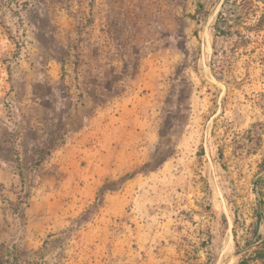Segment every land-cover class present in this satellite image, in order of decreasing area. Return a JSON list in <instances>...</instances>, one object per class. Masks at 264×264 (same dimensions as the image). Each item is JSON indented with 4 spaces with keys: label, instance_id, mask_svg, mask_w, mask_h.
<instances>
[{
    "label": "rangeland",
    "instance_id": "rangeland-1",
    "mask_svg": "<svg viewBox=\"0 0 264 264\" xmlns=\"http://www.w3.org/2000/svg\"><path fill=\"white\" fill-rule=\"evenodd\" d=\"M12 1L21 3L0 0V6ZM43 1L34 20L38 39L46 56L61 60L56 88L69 96L78 91L67 77L72 64L84 65L88 19L68 9L71 18L64 15L58 24L48 13L52 0L22 3ZM215 1L190 0L181 15L158 20L157 44L172 49L157 53L158 60L166 54L172 62L157 68L167 74L166 83L163 78L157 85L167 93L157 101L167 113L156 117V136L125 146V170L99 184L85 211L66 216L68 223L54 243L59 248L55 257L7 264L239 262L245 251L238 252L236 245L244 247L258 224L255 191L264 194V181L255 188L264 166V26L258 29L264 25V1L256 0L258 13L244 18L239 32L227 35H215L212 28L226 0H220L208 20L192 18L198 3L212 10ZM249 1L227 0L226 7L237 2L245 10ZM231 19L234 25L241 22ZM18 36L14 32L17 46L24 42ZM99 87L88 84V93ZM2 199L10 208L7 196ZM26 220L21 214L19 223Z\"/></svg>",
    "mask_w": 264,
    "mask_h": 264
},
{
    "label": "crops",
    "instance_id": "crops-1",
    "mask_svg": "<svg viewBox=\"0 0 264 264\" xmlns=\"http://www.w3.org/2000/svg\"><path fill=\"white\" fill-rule=\"evenodd\" d=\"M22 1L0 6V260L45 261L59 252L66 216L85 211L99 184L125 170L123 148L156 136V117L167 113L157 102L167 96L157 88L167 74L157 68L172 62L157 53L172 49L157 44L155 31L186 1L52 0L58 24L69 10L88 19L84 65L72 64L67 77L78 91L69 96L56 88L61 60L38 39L44 1ZM88 84L100 87L88 93ZM25 193L27 223H19L2 198L16 203Z\"/></svg>",
    "mask_w": 264,
    "mask_h": 264
},
{
    "label": "trees",
    "instance_id": "trees-1",
    "mask_svg": "<svg viewBox=\"0 0 264 264\" xmlns=\"http://www.w3.org/2000/svg\"><path fill=\"white\" fill-rule=\"evenodd\" d=\"M256 0H250L248 2V7L244 10L242 7L237 3L233 2V5L231 8L227 9L226 3L223 2V5L221 9L219 10L216 19L214 21V24L212 25V28L215 30V35H227L232 34L234 32H239L240 27L242 26V20L244 18H247L249 16H254L258 13L257 5L255 3ZM257 1H264V0H257ZM220 3V0L215 1L211 4L212 10L206 9V5L202 3H198V7L196 9V14L192 15V18L197 20V22H201L202 20H208L210 15L213 12V9H215L218 4ZM202 16V17H201ZM231 18H234V20H240L241 22L237 25L229 23V20H232ZM261 21L264 22V11L261 14ZM260 25L258 28L259 30L263 28ZM237 30V31H234ZM255 125V124H254ZM264 166L261 164L259 176L256 180V189L261 184V181H264ZM260 187V186H259ZM255 194L258 198V206L256 207V218L258 223L254 228V235L248 239L245 246L242 247L239 243H237L236 247L238 249V252H244L242 255V258L239 260L237 264H264V232L260 231V225L264 223V194L260 193L259 191H255ZM28 193H25L24 195H20L16 203H10V205L13 207V209L17 212H21L22 209L28 205ZM222 221L224 223H227V217L225 214L222 215ZM15 260L17 258L14 257ZM9 260H1V264H7Z\"/></svg>",
    "mask_w": 264,
    "mask_h": 264
},
{
    "label": "built area",
    "instance_id": "built-area-1",
    "mask_svg": "<svg viewBox=\"0 0 264 264\" xmlns=\"http://www.w3.org/2000/svg\"><path fill=\"white\" fill-rule=\"evenodd\" d=\"M9 207L11 208L13 214H14V215L19 219V221H20V220H21V212H17V211H15V210L11 207L10 203H9Z\"/></svg>",
    "mask_w": 264,
    "mask_h": 264
}]
</instances>
